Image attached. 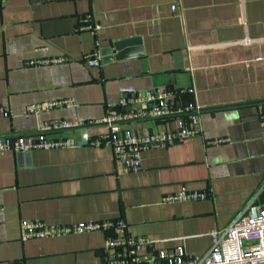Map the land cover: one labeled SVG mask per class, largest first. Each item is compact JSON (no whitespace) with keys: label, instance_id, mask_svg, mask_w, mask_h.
Listing matches in <instances>:
<instances>
[{"label":"crops","instance_id":"1","mask_svg":"<svg viewBox=\"0 0 264 264\" xmlns=\"http://www.w3.org/2000/svg\"><path fill=\"white\" fill-rule=\"evenodd\" d=\"M87 12L101 24L97 40L75 30ZM96 46L120 56L88 66L82 56ZM58 56L67 60L27 63ZM152 88H192L185 99L199 107L202 133L150 147L138 170L118 173L111 147L87 143L105 129L94 121L121 93ZM64 98L73 103L26 112ZM0 105L9 110L0 135L53 120L79 124L55 132L75 146L0 152V264H104L108 232L21 239L23 219L121 217L155 249L183 246L200 256L252 197L264 201V0L1 1ZM151 124L127 125L146 132ZM214 139L223 141L208 144ZM181 187L208 196L161 202Z\"/></svg>","mask_w":264,"mask_h":264},{"label":"built area","instance_id":"2","mask_svg":"<svg viewBox=\"0 0 264 264\" xmlns=\"http://www.w3.org/2000/svg\"><path fill=\"white\" fill-rule=\"evenodd\" d=\"M7 1V0H0ZM174 8V6H172ZM101 24L91 12L80 16L76 31H88L97 40ZM67 60L65 57H41L28 60L29 65H44ZM88 66L102 65L99 47L83 54ZM192 88H152L144 91L123 92L118 99L105 104L104 115L94 121L104 126V131L88 138L93 146L112 148L115 169L118 173L138 170L140 154L150 148L172 143L202 133L199 107L185 99ZM73 103L70 98L36 102L27 105V113H37ZM9 115L7 107L0 105V117ZM151 120L146 132H137L127 125L133 121ZM174 122L172 128L170 123ZM90 122V123H94ZM77 122L53 120L31 133L0 135V152L32 151L75 146L67 137L57 136L56 131L78 126ZM222 139L209 140L217 144ZM264 190V182L260 189ZM208 196L205 190L181 187L162 196V203L198 200ZM1 211V207H0ZM21 239L45 238L91 231H105L109 235L105 244L104 264H261L264 263V201L252 197L224 228L211 233V245L200 256L187 253L183 246L155 249L154 240L146 235H131L127 223L121 218L86 220L70 224H49L42 220L23 219L19 223ZM150 249L144 253L142 248Z\"/></svg>","mask_w":264,"mask_h":264},{"label":"water","instance_id":"3","mask_svg":"<svg viewBox=\"0 0 264 264\" xmlns=\"http://www.w3.org/2000/svg\"><path fill=\"white\" fill-rule=\"evenodd\" d=\"M117 45L119 46V43L114 44V50H117L118 49V46ZM112 51H113V48L110 47V46L101 49V53H102V55H104V56H102V62H109L114 57H119L120 56V53L119 52H116L115 56H112V54H110V53H112Z\"/></svg>","mask_w":264,"mask_h":264}]
</instances>
